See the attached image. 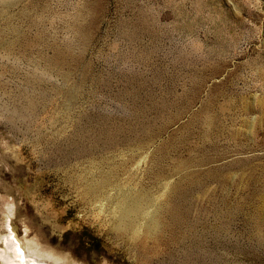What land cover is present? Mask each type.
<instances>
[{"label":"rangeland","instance_id":"obj_1","mask_svg":"<svg viewBox=\"0 0 264 264\" xmlns=\"http://www.w3.org/2000/svg\"><path fill=\"white\" fill-rule=\"evenodd\" d=\"M6 223L44 264H264V0H0Z\"/></svg>","mask_w":264,"mask_h":264},{"label":"bare ground","instance_id":"obj_2","mask_svg":"<svg viewBox=\"0 0 264 264\" xmlns=\"http://www.w3.org/2000/svg\"><path fill=\"white\" fill-rule=\"evenodd\" d=\"M97 193H98V191H97ZM6 229H7V234L4 235L0 239V242L2 244V247L0 248V259L4 261V264H44V262L41 263L40 260L38 261L35 258H29L31 256H29L25 253V250L29 251L31 249L30 252L34 253V255H35V252H36V255H37V252L39 254H41L38 250L39 244H37L36 241L32 242V245H34V248L29 247V246L25 247L16 238V235L14 234L13 229L10 228L8 223H6ZM48 254H49V252H48ZM49 255L53 256V254L52 255L49 254ZM43 257H45V256H43ZM54 263H55V261H54Z\"/></svg>","mask_w":264,"mask_h":264}]
</instances>
